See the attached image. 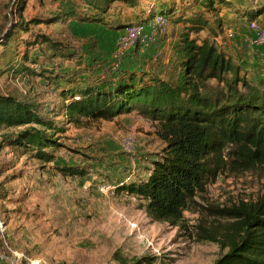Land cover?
Segmentation results:
<instances>
[{"label": "trees", "instance_id": "1", "mask_svg": "<svg viewBox=\"0 0 264 264\" xmlns=\"http://www.w3.org/2000/svg\"><path fill=\"white\" fill-rule=\"evenodd\" d=\"M29 1H19L16 19L0 37V76L45 78L49 87L55 86L61 102L45 113L28 99L0 93L2 145L51 164L57 158L56 152L64 147L59 135L67 124L86 127L136 113L157 124V135L166 146L153 162L147 179L118 184L117 191L144 200L152 220L172 227H183L185 213L192 208L225 220L215 231L205 223L199 225L201 240L217 244L223 252L214 264H264V195L224 208L204 207L197 201L226 172L243 174L264 169V80L253 84L241 78V67L214 43L207 39L200 43L192 37L209 24L200 13L174 18L175 7L169 3L157 6L155 2L147 11V18L125 22L123 9L140 6L139 0H50L53 5L47 15L27 18ZM38 2L41 9L47 8V0ZM196 2L209 13H217V5L232 4L231 0ZM117 3L119 7L115 6ZM158 14L169 20L174 18L175 24H184L180 33L174 35L164 74L138 71L122 63L116 66L115 62L99 72L87 66V77L81 78L48 69L54 59L71 60L76 53H70L44 28L75 20L122 31ZM21 47L24 52L18 60ZM36 49L42 52L43 60L32 57ZM37 64L39 71L31 68ZM61 117L65 120H59ZM14 129L19 131L9 132ZM56 170L63 177L73 178L90 173L81 166ZM3 171L0 168V174ZM158 260L151 255L128 258L119 250L113 254L116 264H157ZM0 264L9 263L0 258Z\"/></svg>", "mask_w": 264, "mask_h": 264}, {"label": "rangeland", "instance_id": "2", "mask_svg": "<svg viewBox=\"0 0 264 264\" xmlns=\"http://www.w3.org/2000/svg\"><path fill=\"white\" fill-rule=\"evenodd\" d=\"M19 1L0 0V37L16 19L14 14ZM47 1L44 10L38 0H30L25 16L47 15L53 5ZM139 2L138 7L123 9L121 16L125 22L147 18V11L155 2L157 6L169 3L175 7L174 18H189L200 13L209 24L192 37L200 43L205 39L214 43L241 67V78L253 84L264 80L261 78L264 76V46L257 42V31L250 26L251 22H256L264 28V0H231L232 4L217 5V13L207 12L196 0ZM154 18L143 23L146 28L142 37L121 61L122 66L138 71L155 70L159 74L166 72L165 61L171 58L174 35L180 33L184 24L168 19L166 31L161 33L153 27ZM97 25L100 27L68 21L44 28L70 53H76L71 60L54 59L48 69H55V74H78L79 78L87 77L88 71H84L87 66L97 72L104 67L108 69L114 63L119 36H114L111 31L116 30L107 25ZM23 52L21 47L20 55L16 56L18 60ZM257 52L260 61H254V56L249 54ZM36 56L40 60L44 58L38 49L32 53V57ZM31 68L40 70L38 64ZM47 81L42 77L6 74L0 76V93L28 99L48 113L56 109L61 99L55 86L49 87ZM63 119L65 117L59 118ZM156 125L142 118H130L117 125L106 122H94L86 127L67 124L65 132L59 135L64 147L56 152L57 158L51 164H43L29 154L23 156L22 152L2 145L0 140V168L4 170L0 174L1 260L9 264H116L113 254L119 250L128 258L157 256V264H214L223 252L217 244L201 240L199 225L205 223L215 231L225 220L207 211L200 214L192 208L185 213L183 227H172L152 220L144 200L117 191V185L129 176L130 182L145 180V173L152 167L145 157L153 155L158 159L162 155L166 145L159 137L152 138L151 143L147 141L148 136L157 134ZM117 128L122 136L108 145L114 133H118ZM16 131L19 129L9 130ZM127 141H131L132 146H128ZM152 148L156 152L150 154L148 150ZM137 159L140 166L136 168L132 163L138 164ZM63 166L87 167L90 173L83 178L63 177L56 170ZM133 170H139L140 176L133 174ZM262 195L264 169L243 174L231 171L220 175L197 201L204 207L224 208L242 200H257Z\"/></svg>", "mask_w": 264, "mask_h": 264}, {"label": "built area", "instance_id": "3", "mask_svg": "<svg viewBox=\"0 0 264 264\" xmlns=\"http://www.w3.org/2000/svg\"><path fill=\"white\" fill-rule=\"evenodd\" d=\"M169 24V20L164 16H156L153 20V27L157 29L159 32L163 33L166 31L167 25ZM250 26L252 30L257 31V42L260 45L264 46V28L259 27L256 22H251ZM146 26L142 23L139 25L132 26L131 28L125 30L124 34H122L117 43V47L114 52V62L116 66L121 63V61L130 53L132 49H135L138 42L140 41L142 34L145 30ZM128 146H132L131 141H127L126 143ZM132 178L130 176L126 179L123 183H120L118 186H122L124 184H128ZM111 188V187H107ZM116 188V187H112Z\"/></svg>", "mask_w": 264, "mask_h": 264}, {"label": "crops", "instance_id": "4", "mask_svg": "<svg viewBox=\"0 0 264 264\" xmlns=\"http://www.w3.org/2000/svg\"><path fill=\"white\" fill-rule=\"evenodd\" d=\"M76 21H73V20H71V21H69V24H72V23H75ZM91 26H97V27H100V25H97V24H91ZM124 30H122V31H111V33L114 35V36H121L122 34H124ZM245 53V52H244ZM249 54H251V56H254V59H256V60H254V61H260V55H259V53L257 52V53H249ZM169 62H170V58L168 59V60H166L165 61V64H166V67L168 66V64H169ZM145 71H147V72H156L155 70H145ZM156 73H158V72H156ZM261 78H263L264 79V76H262ZM130 118H139V119H141L142 117H140L139 115H137L136 113H132V114H130V115H124V116H121V117H119L118 119H116L114 122H106V123H113V124H120V123H125V122H127V121H129V119ZM143 119V118H142ZM117 130V132L118 133H114V135L112 136L113 138H112V140L109 142V144L108 145H110V143H112V144H114V143H116V139H118L119 138V136H122V135H120V131H119V129L117 128L116 129ZM158 138V136H157V134L155 133V134H153V135H151V136H148L147 137V141L148 142H150L151 143V139L152 138ZM160 142H161V140L160 139H158ZM150 145H152V144H150ZM155 147V146H154ZM148 152H150V154H153L154 152H156V151H154L153 150V148H152V150H148ZM146 159H148V164H150V163H152V165H153V162L154 161H156L157 160V158L155 157V156H149V158H147V157H145ZM137 162H138V164H135L134 162L132 163L136 168H137V166H140V162H139V160L137 159ZM145 162H143V164H144ZM149 166H151V165H149ZM152 168V167H151ZM149 171L150 170H148V173H145V175H144V177H145V179H147L148 177H149ZM139 170H133L132 171V173L133 174H135V175H139ZM140 176V175H139Z\"/></svg>", "mask_w": 264, "mask_h": 264}]
</instances>
